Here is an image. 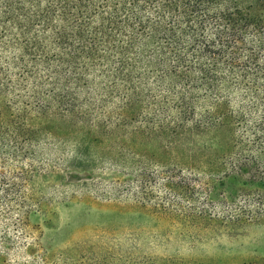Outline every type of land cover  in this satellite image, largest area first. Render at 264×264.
<instances>
[{
	"label": "trees",
	"instance_id": "16d2710c",
	"mask_svg": "<svg viewBox=\"0 0 264 264\" xmlns=\"http://www.w3.org/2000/svg\"><path fill=\"white\" fill-rule=\"evenodd\" d=\"M42 140L142 202L138 168L203 152L264 208V0H0V144Z\"/></svg>",
	"mask_w": 264,
	"mask_h": 264
},
{
	"label": "rangeland",
	"instance_id": "374dc122",
	"mask_svg": "<svg viewBox=\"0 0 264 264\" xmlns=\"http://www.w3.org/2000/svg\"><path fill=\"white\" fill-rule=\"evenodd\" d=\"M57 143L0 144V264L264 263V208L229 198L227 168L203 152L138 168L142 202L137 173L79 164Z\"/></svg>",
	"mask_w": 264,
	"mask_h": 264
}]
</instances>
